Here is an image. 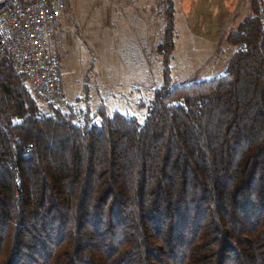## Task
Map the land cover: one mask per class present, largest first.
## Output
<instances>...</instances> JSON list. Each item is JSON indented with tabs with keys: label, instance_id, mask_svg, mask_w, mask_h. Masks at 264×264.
Listing matches in <instances>:
<instances>
[{
	"label": "trees",
	"instance_id": "trees-1",
	"mask_svg": "<svg viewBox=\"0 0 264 264\" xmlns=\"http://www.w3.org/2000/svg\"><path fill=\"white\" fill-rule=\"evenodd\" d=\"M162 2L143 120L43 110L0 54V264H264V0L228 33L224 73L183 85Z\"/></svg>",
	"mask_w": 264,
	"mask_h": 264
},
{
	"label": "rangeland",
	"instance_id": "rangeland-1",
	"mask_svg": "<svg viewBox=\"0 0 264 264\" xmlns=\"http://www.w3.org/2000/svg\"><path fill=\"white\" fill-rule=\"evenodd\" d=\"M162 1L67 0L53 43L68 97L61 110L95 113L105 101L111 115L120 111L144 119L163 83L157 53L165 29ZM174 1L173 84L221 75L236 51L226 37L251 14V0ZM39 102L43 110L51 108Z\"/></svg>",
	"mask_w": 264,
	"mask_h": 264
},
{
	"label": "built area",
	"instance_id": "built-area-1",
	"mask_svg": "<svg viewBox=\"0 0 264 264\" xmlns=\"http://www.w3.org/2000/svg\"><path fill=\"white\" fill-rule=\"evenodd\" d=\"M66 8L67 0H0V54H9L15 68L27 75L33 90L52 109L68 104L53 45Z\"/></svg>",
	"mask_w": 264,
	"mask_h": 264
},
{
	"label": "crops",
	"instance_id": "crops-1",
	"mask_svg": "<svg viewBox=\"0 0 264 264\" xmlns=\"http://www.w3.org/2000/svg\"><path fill=\"white\" fill-rule=\"evenodd\" d=\"M175 3H176V1H175ZM176 13H177V10H176Z\"/></svg>",
	"mask_w": 264,
	"mask_h": 264
}]
</instances>
